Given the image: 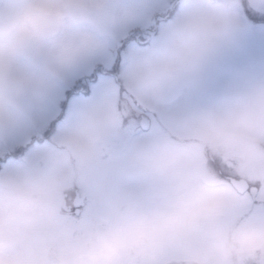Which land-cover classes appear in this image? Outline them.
<instances>
[{"label": "rangeland", "instance_id": "374dc122", "mask_svg": "<svg viewBox=\"0 0 264 264\" xmlns=\"http://www.w3.org/2000/svg\"><path fill=\"white\" fill-rule=\"evenodd\" d=\"M210 4L0 0V264H139L140 253L141 264H264V182L255 200L228 182H200L205 152L234 171L245 169L237 149H252L242 164L252 172H238L252 180L264 164L244 138L264 145V108L255 113L228 92L238 84L234 55L207 84L208 12L218 9ZM174 7L151 44L135 42ZM82 87L89 94L73 95ZM77 188L95 236H84V222L82 236L64 225L57 202ZM137 235L148 241L132 256L124 250Z\"/></svg>", "mask_w": 264, "mask_h": 264}, {"label": "flooded vegetation", "instance_id": "af4514ba", "mask_svg": "<svg viewBox=\"0 0 264 264\" xmlns=\"http://www.w3.org/2000/svg\"><path fill=\"white\" fill-rule=\"evenodd\" d=\"M209 2L214 3L208 5L209 9H213L214 6H217V11H209L208 12V21L210 26L207 28V32L211 35L206 36L205 38V51L204 56L207 62V76H208V86L211 87L210 82L219 81L218 78L222 75L220 74V69L225 65V57L226 55H231L235 57V61L237 65H239V72L237 68L236 77L238 79V84L232 86L233 89L229 90V94H234V98L238 100H242L246 103L250 109H252L255 113L260 109V107L264 108V84L254 85V84H245L244 82L248 79L252 82L258 76L263 78L262 83L264 82V9L262 6L254 4V0H208ZM175 7L172 10H169L167 14H163L156 17L155 24L153 27H149L144 29L140 33V38H137L135 42L140 46H147L152 43L154 36L159 31L160 21L168 20L172 17L174 13ZM229 10L231 14L227 17L226 11ZM220 17L219 26H213V24L217 23L215 20ZM230 23L234 27L233 35H226V25ZM217 34H221L216 36ZM131 42V41H130ZM256 65V66H254ZM244 69L245 71L241 73L240 71ZM220 75V76H219ZM218 77V78H217ZM97 78H93L91 82H96ZM81 93H89L88 89L78 88L73 91L74 94ZM135 105L139 106L138 102H135ZM141 118H140V128L141 120L143 116H146L150 120L151 127V119L148 114V110L146 108H141ZM150 127L148 130H150ZM143 130V129H142ZM248 141L255 142V144L260 148V151L264 153V145L260 144L258 141L245 136ZM248 145V144H247ZM252 150V149H251ZM251 150L245 149H237L236 153V163L238 165V169L240 167H244L245 169H239L241 171L245 170L247 172L250 171V167L243 163L247 162L248 158L253 156L250 154ZM101 151H106L105 148H102ZM259 151V150H257ZM102 153V152H101ZM18 154L15 155L17 157ZM102 155V154H101ZM107 158V153L105 156ZM205 159V167L206 174L201 175L200 182L206 181L207 178L213 180V183L216 185H221V183L228 182L233 187L232 179L236 180H244L246 181L250 188L242 195L250 194L252 198L255 200L258 194V181L264 182L260 175L259 171L263 166L258 170V175L256 180L248 179L247 177H242L238 174L239 170H230L224 158H216L209 153H204ZM244 158V160H243ZM174 161V158L170 156H166L165 160ZM250 159V158H249ZM156 161L159 166H163L162 157L160 154L156 156ZM212 165H211V164ZM212 182V181H211ZM208 183V182H207ZM251 188H256L257 193L253 196ZM77 192L86 196V202L84 205H80L77 207V203L79 199L77 198ZM59 203V204H58ZM57 204L60 206L61 214L68 218L67 223L65 222L66 229H68V233L74 236H82L83 228L82 223L84 222L88 232L85 233L84 236H95L97 232V228L95 227L97 223V219L93 218L91 215H88V218H84L87 216L85 210L89 206L88 195L85 192L77 188L75 192V197L69 198L67 194H64L63 197L59 198ZM79 211V213H78ZM83 225V226H84ZM101 228L105 232H110L111 234L117 230L114 225H110L108 223H101ZM114 227V228H113ZM117 235V234H115ZM119 240V238H118ZM147 239L141 237V235L136 236V240L132 246H127L124 252L135 255L136 252H141L143 248L147 245ZM42 248H48V252H52L48 244L43 243ZM123 249V247H120ZM250 264H257V260H249ZM142 261V253L139 254L138 263L141 264ZM249 263V262H248ZM244 264V263H243Z\"/></svg>", "mask_w": 264, "mask_h": 264}, {"label": "water", "instance_id": "95a60500", "mask_svg": "<svg viewBox=\"0 0 264 264\" xmlns=\"http://www.w3.org/2000/svg\"><path fill=\"white\" fill-rule=\"evenodd\" d=\"M141 126L143 130H148L150 127V120L146 117L143 116L142 120H141ZM102 155L105 156L106 152L103 151ZM259 175L261 177V179L264 181V167H262L259 171ZM232 183L234 185V187L237 189V191L240 194H244L246 191L249 190L250 186L249 184L244 181V180H236V179H232ZM252 194L253 196L256 195L257 193V189L256 188H251ZM77 198L79 199V202L77 203V207H79L80 205H84L86 202V196L81 194L80 192H77ZM79 213V211H78Z\"/></svg>", "mask_w": 264, "mask_h": 264}, {"label": "clouds", "instance_id": "9594fccd", "mask_svg": "<svg viewBox=\"0 0 264 264\" xmlns=\"http://www.w3.org/2000/svg\"><path fill=\"white\" fill-rule=\"evenodd\" d=\"M147 225H135V226H133V231H136V230H146L147 229Z\"/></svg>", "mask_w": 264, "mask_h": 264}]
</instances>
